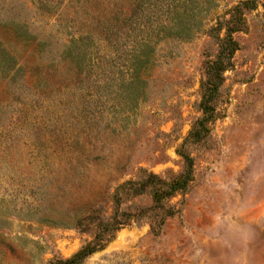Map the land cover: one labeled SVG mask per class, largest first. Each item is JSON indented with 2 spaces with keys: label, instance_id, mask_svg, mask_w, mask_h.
<instances>
[{
  "label": "rangeland",
  "instance_id": "374dc122",
  "mask_svg": "<svg viewBox=\"0 0 264 264\" xmlns=\"http://www.w3.org/2000/svg\"><path fill=\"white\" fill-rule=\"evenodd\" d=\"M86 247L264 264V0H0V264Z\"/></svg>",
  "mask_w": 264,
  "mask_h": 264
},
{
  "label": "trees",
  "instance_id": "16d2710c",
  "mask_svg": "<svg viewBox=\"0 0 264 264\" xmlns=\"http://www.w3.org/2000/svg\"><path fill=\"white\" fill-rule=\"evenodd\" d=\"M230 43L233 44V41H231ZM6 55L11 59V56L7 51H6ZM92 253L93 250L89 247H86L82 251H80L72 260L67 261L64 264H80L85 258H87Z\"/></svg>",
  "mask_w": 264,
  "mask_h": 264
}]
</instances>
